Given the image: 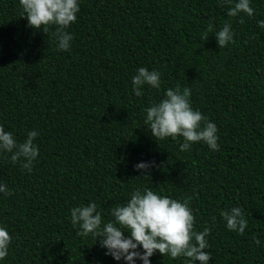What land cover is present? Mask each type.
Segmentation results:
<instances>
[{
    "label": "trees",
    "instance_id": "obj_1",
    "mask_svg": "<svg viewBox=\"0 0 264 264\" xmlns=\"http://www.w3.org/2000/svg\"><path fill=\"white\" fill-rule=\"evenodd\" d=\"M236 2L78 0L65 29L73 39L61 51L57 26L34 30L20 0H0V126L18 143L39 133L31 172L0 149L9 193H0V227L11 236L0 264H125L96 237L77 235L71 209L95 202L107 223L114 206L145 188L191 197L194 230L211 229L209 264H264V0H251V17H229ZM225 21L234 43L220 48L214 33L202 39L209 23L215 32ZM141 67L158 70L161 85L142 86L138 97L132 78ZM177 85L217 125L219 150L194 142L181 151L183 137L151 135L146 109ZM153 161L148 175L134 167ZM233 207L247 221L243 235L221 216ZM150 261L200 264L159 252Z\"/></svg>",
    "mask_w": 264,
    "mask_h": 264
},
{
    "label": "clouds",
    "instance_id": "obj_2",
    "mask_svg": "<svg viewBox=\"0 0 264 264\" xmlns=\"http://www.w3.org/2000/svg\"><path fill=\"white\" fill-rule=\"evenodd\" d=\"M221 2L232 4V0ZM20 4L24 13L22 17L27 19L31 28L47 33L49 25L57 26L55 35L58 49L69 50L73 37L65 29L77 20V13L80 11L78 0H20ZM250 5L251 0H238L234 6L229 7L228 16L236 17L240 13H246L251 17L255 10ZM258 24L264 28V20H260ZM211 33L215 34L220 48L235 42V33L229 21H225L222 29L215 32L213 25L209 23L202 39L206 41ZM132 84L135 95L139 97L144 85L160 88L161 73L141 67L133 76ZM190 97L189 87L181 90L177 85L174 89L168 88L165 98L159 103L147 108L145 122L150 126L151 135L156 141L168 137H183L181 151L190 150L194 142H204L211 150H219L217 125L210 122L199 110L193 109ZM38 135L35 130L29 131L27 138L18 143L13 133L0 126V149L12 154L13 163L23 159V168L31 172L33 161L39 156V148L34 142ZM154 163L140 162L134 167L148 175ZM0 193L9 194L5 184H0ZM190 201L191 197L181 202L161 196L151 188L137 189L126 204L116 205L111 209L114 221L103 223L97 204L92 202L72 208L71 222L73 226L79 225L81 229L77 235L91 234L96 237L100 247L107 250L106 255L112 256L116 261L123 259L125 264H136L137 260L142 261V264H151L150 257L156 252L162 256L170 255L173 259L183 256L195 262L199 261L200 264H209L212 255L205 249L210 247L206 237L210 235L211 229L205 227L200 232L194 230L195 217ZM221 216L229 230L244 234L247 221L242 208L224 210ZM125 233L129 235L126 236ZM255 242L257 245L260 243L258 239ZM10 243L9 232L0 227V260L7 257Z\"/></svg>",
    "mask_w": 264,
    "mask_h": 264
}]
</instances>
